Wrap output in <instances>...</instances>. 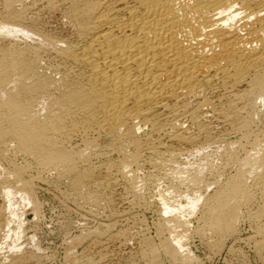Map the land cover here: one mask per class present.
<instances>
[{"label": "bare ground", "instance_id": "6f19581e", "mask_svg": "<svg viewBox=\"0 0 264 264\" xmlns=\"http://www.w3.org/2000/svg\"><path fill=\"white\" fill-rule=\"evenodd\" d=\"M263 106L264 0H0V264L41 259L19 241L48 173L94 214L116 187L129 210L155 204L160 243L142 230L146 264L197 262L192 232L221 248L245 220L261 253ZM221 141V167L207 152L183 162ZM113 221L71 239L68 264H94L90 247L105 255L106 231L130 241Z\"/></svg>", "mask_w": 264, "mask_h": 264}, {"label": "rangeland", "instance_id": "374dc122", "mask_svg": "<svg viewBox=\"0 0 264 264\" xmlns=\"http://www.w3.org/2000/svg\"><path fill=\"white\" fill-rule=\"evenodd\" d=\"M44 26H46V29L50 27L49 23L45 21ZM234 137V135H230V137L228 136L227 139L232 140V138L234 139ZM218 144H214L213 146L205 149L204 152L198 153L199 155H192L193 157H188V161L187 159H183V162L184 160L186 163L191 161L195 166L197 161H199L198 156H201V154L203 155L207 152L206 154H210V157L212 158L214 163L221 167L224 161H222L223 158L220 156L223 153L222 150L224 149L225 143L224 141H221ZM218 151H221V153ZM186 163H184V165H186ZM229 166H227V168L225 169L226 174L233 172L232 168ZM52 175V173L46 174L47 181L41 182L36 188V197L41 205L40 217L38 218L39 220L34 217V213L31 211L30 206H26L25 208L26 212L24 213V219L26 223L23 227L24 233L20 236V251L32 252L34 254L36 253L38 254V256L41 255L39 257L41 259H39L37 262L38 264H68L66 250L71 242V239L78 237V235H84L88 229H94L98 227L102 222L111 223V221H113L114 219L113 223L116 221L117 222L114 223L113 230L118 231L120 230L119 228H129L131 230V240L126 242V244H122L121 242L116 240L108 241L107 237H109V231H106L107 233L105 232L103 234V238L101 240H106L103 242H107V247L111 245L112 246L108 247V251H105L103 253H106L105 255L107 256L102 255L101 257H98L97 250L94 247H90L89 253L91 254L92 258H95L94 264H146L145 259L141 256L140 253V237L142 234V230H145L149 236L154 238L153 240L156 243H160L159 237H157L156 235V229L154 225V222L159 216V208H157L155 204L152 203L150 207H142L138 210L130 209V211L129 209H127L128 204L126 203L127 201L124 200V194L121 193V190L118 189V187H116L115 193L109 195L113 196L112 201L114 202H103L104 204L100 206L99 213L94 214L90 210L91 206H88L90 205L89 203H85L84 200H76L74 195L70 191L68 184L65 181L56 178L55 175ZM172 176L174 177V179ZM172 176L171 181L175 180L172 181L174 182L173 187H176L175 190L180 195L179 197H182L181 202L184 205L186 204V199L184 197L186 188L180 187L179 184H177L178 182L176 181L179 178L178 173L174 172ZM209 177L210 175H207L206 178L210 179ZM163 181L164 180H161L159 182V185L161 184V189H165L168 184L167 181H165L166 183ZM212 188L214 189V187L205 189L204 194H209L210 192H212ZM158 189L154 191L156 192ZM152 191L153 190L148 191L146 195L150 196V193H152L151 196H154L153 193L155 192ZM107 193L109 194L110 192L107 191ZM149 196V200H151V198H154ZM122 208L125 209L123 210ZM126 209L128 211H125ZM132 211H135L136 215H134ZM136 211L139 213V215ZM117 212L119 214H116ZM126 212H128V214ZM117 215L120 218L116 217ZM191 220L193 226L198 225L195 217H192ZM240 225L241 228H239V234L237 233V235H239L238 237L240 238L238 240H235L237 238L234 239L232 237L227 239L223 246H221V248H218L220 244H218V246L216 245L217 247L213 246L214 244H212L217 240L218 237H214V239L208 241L207 239L199 236L197 233L192 232L189 236L188 244L192 253L198 258V261L196 260L197 262L190 264H264V257H262L264 256V253H262L264 251L259 253L256 248V241L258 239L256 230L254 229L252 224L246 220L244 222H240ZM116 227L118 228L117 230ZM33 234L35 235V238L31 237L34 236ZM100 238L101 237H97L96 235H92L88 239L87 237H85V239H81L76 244L77 246H75V250L80 253L82 252V250L88 247L89 243H94L95 241L97 242ZM212 240H214V242H212ZM3 253L4 254L2 255H5L6 252ZM260 254L262 256H260ZM2 257H6V255ZM163 259L165 264H185L176 261L171 262L165 257ZM9 260L10 259H8L7 261L9 262Z\"/></svg>", "mask_w": 264, "mask_h": 264}]
</instances>
